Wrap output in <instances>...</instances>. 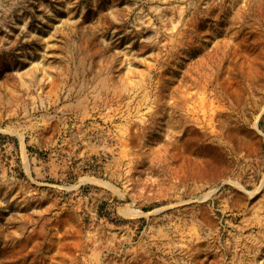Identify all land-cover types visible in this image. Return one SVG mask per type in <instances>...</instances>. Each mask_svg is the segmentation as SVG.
<instances>
[{
    "label": "rangeland",
    "instance_id": "obj_1",
    "mask_svg": "<svg viewBox=\"0 0 264 264\" xmlns=\"http://www.w3.org/2000/svg\"><path fill=\"white\" fill-rule=\"evenodd\" d=\"M0 264H264V0H0Z\"/></svg>",
    "mask_w": 264,
    "mask_h": 264
},
{
    "label": "bare ground",
    "instance_id": "obj_2",
    "mask_svg": "<svg viewBox=\"0 0 264 264\" xmlns=\"http://www.w3.org/2000/svg\"><path fill=\"white\" fill-rule=\"evenodd\" d=\"M212 11L213 9L210 8V10L208 11V14L211 13ZM247 17L248 15L244 14V18L246 19ZM203 23H204L203 20H200V19L191 20V22L187 24V28L185 30L186 35H187V31H193V30L196 31L198 29H201L203 27ZM224 53H226V51H224ZM222 57H224V54Z\"/></svg>",
    "mask_w": 264,
    "mask_h": 264
}]
</instances>
